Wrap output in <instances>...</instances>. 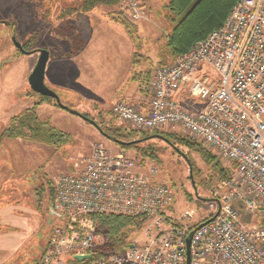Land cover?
I'll list each match as a JSON object with an SVG mask.
<instances>
[{"label": "built area", "instance_id": "obj_1", "mask_svg": "<svg viewBox=\"0 0 264 264\" xmlns=\"http://www.w3.org/2000/svg\"><path fill=\"white\" fill-rule=\"evenodd\" d=\"M142 0H122L131 22L144 17ZM146 107L119 101L116 120L143 130L181 127L230 164V175L214 189V216L192 225L186 211L167 222L173 189L144 173L135 156L103 143L76 164L77 174L55 184L53 225L36 264H264V0H239L224 26L197 42L152 76ZM188 98L191 109L179 98ZM135 157V158H133ZM259 216L243 227L236 204ZM142 217L154 222L144 245L93 259L97 248L93 215ZM91 255L79 262L76 256Z\"/></svg>", "mask_w": 264, "mask_h": 264}, {"label": "rangeland", "instance_id": "obj_2", "mask_svg": "<svg viewBox=\"0 0 264 264\" xmlns=\"http://www.w3.org/2000/svg\"><path fill=\"white\" fill-rule=\"evenodd\" d=\"M168 1L144 0V17L133 21L138 39L137 43L133 41V49L138 53L136 58L139 62L134 66L136 72H133V79L138 73L141 75L137 77L142 79L147 70L152 72L149 83L145 84L140 78L138 80L140 94L143 96L139 97L145 105L151 100L154 72L161 66L174 63L165 37L171 29L164 9ZM76 5L74 0H0V260H3L0 264L6 261L9 262L4 264H36L49 235L50 212L47 205L52 198L51 187H55L60 176L77 174L79 169L76 164L92 153L95 144L118 147L104 138L95 126L73 114L72 110L87 115L86 117L103 127L114 120V125L133 130L139 137H151L159 132L170 137L174 144L153 138L141 145L143 148L156 150V161L143 162L140 153L129 150L132 156L136 155L133 158L144 173H150L154 169L155 181L173 189L175 202L168 213L167 222L175 221L186 211L191 212L194 217L192 225L211 219L215 213L211 206L215 200L214 189L225 179L220 177L217 161L227 169L230 166L215 151L181 127L143 130L132 128L113 117L111 108L119 101L127 102L135 108L141 106L134 98L119 99L111 104L116 97V88L121 85V79L127 73L125 60L120 56L128 50L126 45L130 47L131 43L126 26L112 18V15L122 12V17L128 20L122 7H99L100 10L90 12L88 18L85 15L70 17L71 21L78 19L76 22L81 23L86 40L90 32L87 19L92 27L101 26L103 33L100 38H106L103 41H115V50L107 45V49H98L95 53L93 42L96 37L91 32V42L88 43L86 52L62 62L55 76V83L49 80L48 69L51 64L47 68L46 86L57 93L61 104L68 109L51 101L44 104L38 112L41 119H47L52 127L67 135L68 145L56 149L28 139L11 140L3 137L11 119L41 99L39 94L31 90L28 82L39 54L25 55L19 52L12 38H16L21 44H29V51L49 50L52 59L64 54L71 49V44L55 38L53 31L61 23V11ZM130 85L131 83L124 88ZM191 104L190 99H183L185 108L191 109ZM173 136L201 143L202 148L212 155L208 157L196 149L182 145ZM233 204L238 205L239 221L243 227L252 228L259 224L258 215L246 212L239 202L233 201ZM62 222L60 218L54 219L55 225ZM151 233H154V222L145 221L139 229H131L128 243L144 245ZM95 235L97 247L104 245L107 239ZM125 249L116 253H123Z\"/></svg>", "mask_w": 264, "mask_h": 264}, {"label": "trees", "instance_id": "obj_3", "mask_svg": "<svg viewBox=\"0 0 264 264\" xmlns=\"http://www.w3.org/2000/svg\"><path fill=\"white\" fill-rule=\"evenodd\" d=\"M238 1L239 0H169L164 6V9L167 11L166 19L171 29L167 32L165 37L166 46L174 62L179 56L189 52L197 42L204 40L210 33L223 27ZM74 2H77L76 6L68 7L61 11L59 17L61 23L53 31L55 38L70 42L71 49L65 52V56L67 57L76 56L86 45V36L81 29V23L76 22L78 19H76V21H71L70 17L73 15L86 16L99 7L118 8L122 0H74ZM142 6L144 7V3ZM122 15V12H117L112 15V18L116 22L125 25L132 40L137 43L138 39L135 35L137 29L136 25L129 19L128 21L124 16L122 17ZM22 45L25 50L29 51L27 48L29 44ZM137 55L138 53L136 52L133 62L135 66L139 63L136 58ZM151 74V70H147L145 75H143L144 77L142 79L139 78L142 82L147 84L151 80ZM138 75L141 74H137V76ZM137 76L134 80H139ZM51 101L54 100L41 96L38 103L11 119L9 125L4 130L3 137L5 136L11 140L28 139L56 149L68 145L69 139H67V135L52 127L47 119H41L37 112L39 106ZM54 102L55 105H58L56 101ZM83 116L86 117L87 115ZM114 123L113 120L105 127L98 125L100 128L99 130L102 132V136L114 145L127 151H137L140 153L143 162L147 160H157L156 150L154 148L141 147L143 143L153 138L163 140L161 137H165L172 142L170 137L165 133L159 132L155 135H151V137H139L140 135L137 132L125 127L116 126ZM172 138L177 139L182 145L198 150L202 154H205V156L209 157L212 155V153H208L202 148V142H189L186 139L176 138L174 136ZM116 141L120 143H116ZM217 166L221 178H226L230 175L231 169L222 167L220 161H217ZM54 192V187H51V205L53 204ZM91 219L95 225V234L107 239L104 245L98 246L95 249L93 259L105 257L123 248H127L129 246L128 240L131 229H139L140 225L146 220L142 217L114 214L93 215ZM52 225L50 226L49 223L48 233L51 232ZM73 264L77 263L74 261Z\"/></svg>", "mask_w": 264, "mask_h": 264}, {"label": "crops", "instance_id": "obj_4", "mask_svg": "<svg viewBox=\"0 0 264 264\" xmlns=\"http://www.w3.org/2000/svg\"><path fill=\"white\" fill-rule=\"evenodd\" d=\"M144 8V7H143ZM96 10H100V9H96ZM95 10V11H96ZM144 12H145V8H144ZM86 18H88V14L86 15ZM87 21V23H88V25H89V28H90V32H89V36H88V39L86 40V45H85V49L82 51V53H79V54H84L85 52H86V50L88 49V43H90L91 42V37H90V35H91V32L93 33V35H95V42H93V44H94V46H95V53L97 52V50L98 49H100V50H103V49H107L106 48V46L107 45H109V46H111L114 50L116 49L115 47L117 46V43L115 42V41H112V40H110V39H107V40H105V41H103V39H106V38H100V36H101V34L103 33V29H102V27L101 26H99V28L97 27V26H93L92 27V23L87 19L86 20ZM104 33H105V31H104ZM93 38H94V36H93ZM128 38H130V37H128ZM130 47H128V45H126V47L128 48V50L126 51V52H124V53H122L121 54V58H124V63H125V69L127 70V73H126V76L124 77V78H122L121 79V85H119L117 88H116V90H115V95H116V97L115 98H113V100H112V102H111V104L113 103V102H115L116 100H119V99H133L134 98V100L136 99V101H138L140 104H141V106L140 107H146V105H145V103L142 101V99H140V97H139V95L141 96V97H143L142 96V94H140V88H139V86H140V84H139V81L138 80H134L133 79V77H134V75H133V72L135 71V68H134V54H135V49H133V40H132V38H130ZM93 49V48H92ZM99 51V50H98ZM50 52V51H49ZM79 54H77V55H79ZM68 58H73V57H67V56H65V53L64 54H62V55H57V56H54L53 57V59L51 58V55H50V59H49V62H48V64H47V68H48V66H49V64H51V66L49 67V69H48V71H50V74H49V80H50V82L51 83H55V76H56V74L58 73L57 71H58V69H59V67H60V65H61V63L62 62H64L65 60H68ZM76 58V57H75ZM53 60V61H51L52 63H50V60ZM123 60V59H122ZM51 68V69H50ZM47 69H46V76H47ZM136 72V71H135ZM134 72V73H135ZM138 74H140V73H138ZM45 80H46V77H45ZM126 82V83H125ZM125 83V85L124 86H126V85H128L129 83H131V85L128 87V88H124V86L122 85V84H124ZM133 83H134V86H133ZM183 97H180L179 98V101H180V103L183 105ZM129 101V100H128ZM36 103H38V101L37 102H33V104H32V106L34 105V104H36ZM44 104H46V103H44ZM44 104H42L41 106H39V108H38V110L44 105ZM111 104H109V105H111ZM144 104V105H143ZM31 106V107H32ZM31 107H28L27 109H29V108H31ZM26 110V109H25ZM24 110V111H25ZM38 110H37V112H38ZM23 111V112H24ZM38 114H39V112H38ZM39 116H40V114H39ZM52 205H51V200H50V203H48V205H47V208H48V211L50 212V207H51ZM8 208V207H7ZM46 208V209H47ZM2 210V209H1ZM1 223H2V221H1ZM0 229H2V227H0ZM1 231V230H0ZM1 235V234H0ZM47 238V240H48V236L46 237ZM47 240H46V243H45V245L43 246V248H42V252H41V254H40V256H39V258L41 257V255L43 254V252L45 251V248H46V244H47ZM39 260V259H38ZM1 262H3V260H0V263ZM7 262H9V261H6V262H4V263H7ZM3 263V264H4Z\"/></svg>", "mask_w": 264, "mask_h": 264}, {"label": "water", "instance_id": "obj_5", "mask_svg": "<svg viewBox=\"0 0 264 264\" xmlns=\"http://www.w3.org/2000/svg\"><path fill=\"white\" fill-rule=\"evenodd\" d=\"M4 24H7V22H4ZM8 25V24H7ZM13 44L15 46V48L25 54V55H31V54H39V59L38 62L33 70V72L30 74L29 78H28V82L30 85L31 90L36 93L39 94L40 96H44L47 98H50L54 101H56V103L58 104V106H60L63 109H68L67 107H65L64 105L61 104L59 96L57 95L56 92H54L53 90H51L49 87L46 86L45 84V77H46V69H47V64L49 62L50 59V52L47 49H38V50H32V51H27L24 49L23 45L16 39V38H12ZM72 113L81 117L82 119H84L85 121L89 122L90 124H92L93 126H95L98 131L101 133V130H99V126L96 124L95 121L84 117L82 114H80L79 112L73 111ZM104 135V134H103ZM163 140L169 142L168 139H166L165 137H161ZM116 143H120L118 141H116ZM218 215V213L214 216V218ZM54 217H58V214L54 211L53 207H50V226L53 223V219ZM189 248H190V239H188V244H187V264H189L190 262V254H189ZM92 256L91 255H85V256H76L75 259L79 262H83L85 260L91 259Z\"/></svg>", "mask_w": 264, "mask_h": 264}]
</instances>
